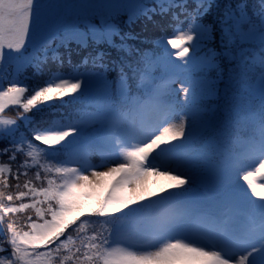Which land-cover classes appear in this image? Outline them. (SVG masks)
Wrapping results in <instances>:
<instances>
[{"label": "snow or ice", "instance_id": "1", "mask_svg": "<svg viewBox=\"0 0 264 264\" xmlns=\"http://www.w3.org/2000/svg\"><path fill=\"white\" fill-rule=\"evenodd\" d=\"M0 264H264V0H0Z\"/></svg>", "mask_w": 264, "mask_h": 264}, {"label": "rangeland", "instance_id": "2", "mask_svg": "<svg viewBox=\"0 0 264 264\" xmlns=\"http://www.w3.org/2000/svg\"><path fill=\"white\" fill-rule=\"evenodd\" d=\"M123 17H126V19H127V14H121L118 18H123ZM208 17L209 16H207V17H205V19H208ZM154 19H156V20H158V21H160V22H162L163 20H160V17H155ZM94 23H99V20L97 19V20H94L93 21ZM144 24H145V22L143 21V20H140V21H137L133 26H132V28H133V30L135 31V32H140L139 34H140V36L142 37V38H144V40H146L147 42V44L146 45H152V48L153 49H151V50H156V48H155V45L153 44V43H151V40H152V38L154 37V36H156V35H159V33H160V31L161 30H157V29H155L156 27H154L151 23H148V26H149V31H148V33L145 35L144 34ZM123 30H127V26H126V24H124V26H122L121 27ZM155 33V34H152V33ZM158 32V33H157ZM145 35V36H144ZM144 36V37H143ZM136 43H139V42H136ZM73 49H75L76 47H74V46H71ZM61 51H63V49H61ZM157 51H159V49L157 50ZM174 51V50H173ZM84 53V52H83ZM81 54V53H80ZM85 54V53H84ZM77 55L75 54V52L73 53V57H76ZM79 61H77V62H73V63H78ZM52 67L54 68L55 67V65H52ZM65 67H68L67 66V64H65ZM27 74H31V68H29L28 70H27ZM4 87H7V81H5L4 82ZM176 87H179V85H176ZM182 95V94H181ZM74 107H78V105H76V106H71L70 108H68L69 110L67 111V112H71L72 110H73V108ZM16 111H17V109H15V108H9L7 111H6V113H5V115H7V116H15L16 115ZM29 115H33L32 113H30ZM36 115V119L37 120H39L40 119V114H35ZM21 129L23 130V124H21ZM92 158L94 159V158H96V156H95V154H93L92 155ZM6 159V158H5ZM95 160V159H94ZM93 163H98L97 161H95V162H93ZM109 166H111V165H109ZM98 170H104V169H98ZM161 172H163L164 171V169H161L160 170ZM163 180H164V178L163 177H161V176H159V175H155V174H153V175H150V176H148V177H146L145 178V181L148 183V186L150 187V188H152L153 190H155V188H156V186L158 185V184H161L162 182H163Z\"/></svg>", "mask_w": 264, "mask_h": 264}, {"label": "trees", "instance_id": "3", "mask_svg": "<svg viewBox=\"0 0 264 264\" xmlns=\"http://www.w3.org/2000/svg\"><path fill=\"white\" fill-rule=\"evenodd\" d=\"M255 2V0H249V6L251 7V5L253 4ZM212 19V15H209V17H208V19H205V21L207 22V21H210ZM127 19H126V17H123V18H118V23L120 24V26L122 27V26H124V24H125V21H126ZM161 23V25L163 26V27H165V28H167V19H165V20H163L162 22H160ZM98 24V23H97ZM145 29V28H144ZM155 29H157V30H161V28L160 27H156ZM148 31H149V26L147 25V28L144 30V34L146 35L147 33H148ZM138 33V32H137ZM140 33V32H139ZM152 34H155L154 32L152 33ZM144 35V36H145ZM143 36V37H144ZM141 39H143L144 40V38H142L141 37ZM218 39H219V37H217V41H218ZM117 42H118V38H117ZM147 43L145 42V43H136L135 44V46L136 47H138V48H140V49H142V50H151V49H153L152 48V45H146ZM71 46H74V47H76V45L73 43ZM212 47H216L217 48V50L219 51L220 49H219V45H218V42L217 43H214L213 45H211ZM158 49H156V51H157ZM152 51V50H151ZM84 55V53L83 52H81V54H80V56H76V57H73V61H79V59H80V57L81 56H83ZM117 55V53L115 52V50H113V56H116ZM225 67L227 68V62L225 61ZM213 75H214V73H213ZM207 102H209V105H208V108H210V109H218L219 107H220V105H221V103H222V101L220 100V98H219V96H217V97H210V98H208L207 99ZM71 106H67V107H60V108H57V109H55L54 111H56V112H65V113H67V111L69 110L68 108H70ZM47 111H50V110H46V112Z\"/></svg>", "mask_w": 264, "mask_h": 264}, {"label": "bare ground", "instance_id": "4", "mask_svg": "<svg viewBox=\"0 0 264 264\" xmlns=\"http://www.w3.org/2000/svg\"><path fill=\"white\" fill-rule=\"evenodd\" d=\"M73 62H76V61H73ZM65 68H67V67H65Z\"/></svg>", "mask_w": 264, "mask_h": 264}]
</instances>
